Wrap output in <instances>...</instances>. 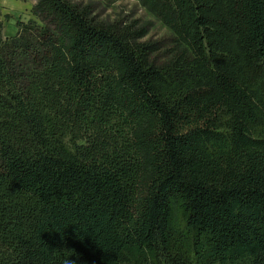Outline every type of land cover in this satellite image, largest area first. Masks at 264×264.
Returning <instances> with one entry per match:
<instances>
[{"label": "trees", "instance_id": "trees-1", "mask_svg": "<svg viewBox=\"0 0 264 264\" xmlns=\"http://www.w3.org/2000/svg\"><path fill=\"white\" fill-rule=\"evenodd\" d=\"M171 30L39 0L0 23V264H264V0H139Z\"/></svg>", "mask_w": 264, "mask_h": 264}, {"label": "rangeland", "instance_id": "rangeland-1", "mask_svg": "<svg viewBox=\"0 0 264 264\" xmlns=\"http://www.w3.org/2000/svg\"><path fill=\"white\" fill-rule=\"evenodd\" d=\"M39 0H17L23 5L20 14L8 15V20L3 18V36H6L4 29L9 23L16 22L18 28L19 23L29 24L36 23L38 26H45V23L35 14L34 8ZM75 3L91 6L94 9V15L105 24H131L136 23L137 28L146 29L147 36L144 42L156 44L158 51L153 55L157 63H165L169 61L176 51H178V43L175 36L169 28H167L161 21L156 19L150 12H148L140 3L139 0H73ZM16 10V11H18ZM19 19V20H18ZM19 31V30H18ZM5 33V34H4ZM18 34V32H17ZM16 34V35H17ZM15 35V36H16Z\"/></svg>", "mask_w": 264, "mask_h": 264}, {"label": "crops", "instance_id": "crops-1", "mask_svg": "<svg viewBox=\"0 0 264 264\" xmlns=\"http://www.w3.org/2000/svg\"><path fill=\"white\" fill-rule=\"evenodd\" d=\"M23 5L20 4L19 2H17V0H0V21H2V16L3 18L5 17L6 20L10 19L8 18V15H12V14H16L17 15L21 13L20 9L22 10ZM18 10V11H16ZM2 14V16H1ZM19 20V19H18ZM17 22V21H16ZM16 22L13 24V22L9 23L7 26H5L6 29H4V33L6 36L8 37H14L17 32H18V28L16 27Z\"/></svg>", "mask_w": 264, "mask_h": 264}, {"label": "clouds", "instance_id": "clouds-1", "mask_svg": "<svg viewBox=\"0 0 264 264\" xmlns=\"http://www.w3.org/2000/svg\"><path fill=\"white\" fill-rule=\"evenodd\" d=\"M67 264H74V262L69 260Z\"/></svg>", "mask_w": 264, "mask_h": 264}]
</instances>
